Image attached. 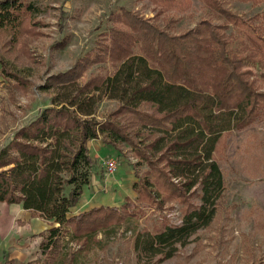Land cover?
Instances as JSON below:
<instances>
[{
	"label": "trees",
	"instance_id": "trees-1",
	"mask_svg": "<svg viewBox=\"0 0 264 264\" xmlns=\"http://www.w3.org/2000/svg\"><path fill=\"white\" fill-rule=\"evenodd\" d=\"M199 1L223 21L202 19L175 33L171 18L161 27L123 8L117 18L121 26H110L93 52L56 74L58 105L43 107L0 148V201L20 203L50 223L40 232L42 264H53L63 233L81 239L107 231L121 220L139 218L141 203L161 207L175 199L182 210L178 224L163 218L136 228L132 243L139 252L179 238L216 209L224 189L217 145L224 133L245 127L264 111V22L257 21L261 14L243 17L221 0ZM154 3L160 11L183 9V0ZM37 11L32 0H0L1 32L14 42ZM88 60L110 67L82 79ZM103 97L119 104L97 120L94 113ZM147 104L149 109L143 107ZM91 139L115 152L119 143L130 145L138 158L132 163L135 196H125L119 205L69 213L95 171ZM140 164L146 166L141 173Z\"/></svg>",
	"mask_w": 264,
	"mask_h": 264
},
{
	"label": "rangeland",
	"instance_id": "rangeland-1",
	"mask_svg": "<svg viewBox=\"0 0 264 264\" xmlns=\"http://www.w3.org/2000/svg\"><path fill=\"white\" fill-rule=\"evenodd\" d=\"M32 1L38 11L27 19L25 24L29 28L24 25L14 42L0 30V66L9 70V73L0 71V148L43 107L58 105L62 95L55 85L59 82L55 81L56 74L74 66L83 54L93 52L110 26H121L117 18L123 8L161 27L171 18L175 33L185 31L202 19L213 23L223 21L199 0H183V9L172 8V11H160L154 3L157 0ZM228 2L221 0L222 6L231 10ZM253 15L242 14L243 17ZM257 21L264 22V15ZM84 64L80 66L82 79L91 71L110 65L89 60ZM118 104L117 100L101 98L94 118L103 120ZM143 107L149 109L148 104ZM100 144L105 149L110 148L113 151L110 155L117 157L114 176H129V172L121 173L125 166L133 173L132 163L138 158L130 145L119 143V152H115L109 144ZM105 149L99 151L100 156H108ZM215 157L224 178L223 193L216 209L209 218L197 220L179 238H168L148 252L135 249L132 242L136 228L149 227L163 218L170 221L177 213L181 215L182 210L175 199L166 200L161 207L141 203L143 214L139 218L121 220L107 231L99 229L93 236L81 239H72L63 233L53 264H264V111L245 127L224 133ZM136 168L141 173L146 166L140 164ZM95 169L104 175L103 164L97 162ZM111 187L116 188L115 184ZM134 196L133 191L130 197ZM189 199L195 204L200 202L194 195H189ZM212 208V203L207 205L208 212ZM8 211L7 205L0 202V216ZM19 221L12 220L13 239L0 237V264L44 263L46 256L39 244L41 237L32 231L18 235L17 230L22 227ZM173 246L176 249L165 256Z\"/></svg>",
	"mask_w": 264,
	"mask_h": 264
},
{
	"label": "crops",
	"instance_id": "crops-1",
	"mask_svg": "<svg viewBox=\"0 0 264 264\" xmlns=\"http://www.w3.org/2000/svg\"><path fill=\"white\" fill-rule=\"evenodd\" d=\"M228 1L227 5H229V8L239 15H244V13H248V15L255 13L264 15V0L255 3L241 0ZM100 143H102L100 139H91L87 142L90 154L96 159V162L102 164L104 156H100L99 151L105 148ZM105 152L106 155L113 153L110 148H106ZM127 172L130 173L129 176H114V174L109 176L105 172L103 175L101 172L94 171L90 183L83 189L77 203L70 208L69 213H76L78 210L81 211L102 204L120 203L125 196H130L131 192H133V173L128 166H125L121 173L126 174ZM114 184L116 188L111 187ZM4 204L7 205L9 211L0 216V237L2 238L11 240L15 236L11 228L12 220L19 219L20 224H22L21 230H17L18 235H24L26 231H32V233H37L40 236V232L50 226V223L42 217L32 215L30 211L23 209L20 203L4 202ZM15 205L20 208H16ZM19 231L21 232L20 234Z\"/></svg>",
	"mask_w": 264,
	"mask_h": 264
},
{
	"label": "built area",
	"instance_id": "built-area-1",
	"mask_svg": "<svg viewBox=\"0 0 264 264\" xmlns=\"http://www.w3.org/2000/svg\"><path fill=\"white\" fill-rule=\"evenodd\" d=\"M102 164L104 166L105 173L109 176L113 175L117 170V157L113 155H108L102 158ZM170 222L178 224L181 222V215L177 213L174 218H170Z\"/></svg>",
	"mask_w": 264,
	"mask_h": 264
}]
</instances>
